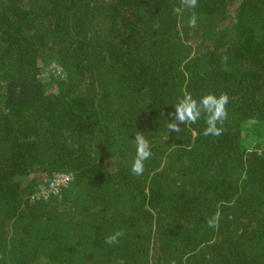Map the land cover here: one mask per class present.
<instances>
[{"label":"trees","instance_id":"trees-1","mask_svg":"<svg viewBox=\"0 0 264 264\" xmlns=\"http://www.w3.org/2000/svg\"><path fill=\"white\" fill-rule=\"evenodd\" d=\"M176 6L0 0V264H264V0ZM224 92L222 135L168 131L184 94Z\"/></svg>","mask_w":264,"mask_h":264},{"label":"clouds","instance_id":"clouds-1","mask_svg":"<svg viewBox=\"0 0 264 264\" xmlns=\"http://www.w3.org/2000/svg\"><path fill=\"white\" fill-rule=\"evenodd\" d=\"M198 0H180V6L173 8V12L182 15L185 9H195ZM197 25V16L192 12L188 26L195 28ZM229 96L226 92L219 95L207 93L195 99L190 93L183 95L178 103L174 105V112L168 113L171 122L167 123L168 131L180 133L181 124H195L203 116L205 118L206 127L203 130L204 136H220L223 134V125L228 118ZM136 155L131 166V172L140 176L144 172L145 161L152 156L151 145L145 135L141 132L135 134ZM218 222V214L209 218L207 224L209 227L215 228ZM124 235L123 231H117L105 238V242L109 245L118 243L119 238Z\"/></svg>","mask_w":264,"mask_h":264},{"label":"built area","instance_id":"built-area-1","mask_svg":"<svg viewBox=\"0 0 264 264\" xmlns=\"http://www.w3.org/2000/svg\"><path fill=\"white\" fill-rule=\"evenodd\" d=\"M70 180V174L59 173L53 175L46 187L37 193V198L47 200L49 198L58 196L62 188H65L69 184Z\"/></svg>","mask_w":264,"mask_h":264},{"label":"rangeland","instance_id":"rangeland-1","mask_svg":"<svg viewBox=\"0 0 264 264\" xmlns=\"http://www.w3.org/2000/svg\"><path fill=\"white\" fill-rule=\"evenodd\" d=\"M52 68H53V70H52ZM55 72V71H58L55 67H53V66H51V68L49 69V70H47L46 72H45V74H48V73H52V72ZM264 134V133H263Z\"/></svg>","mask_w":264,"mask_h":264}]
</instances>
